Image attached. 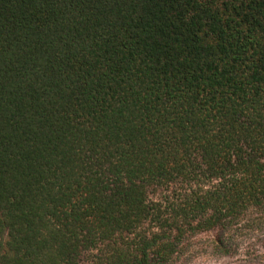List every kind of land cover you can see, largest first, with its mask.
Masks as SVG:
<instances>
[{"label": "trees", "instance_id": "obj_1", "mask_svg": "<svg viewBox=\"0 0 264 264\" xmlns=\"http://www.w3.org/2000/svg\"><path fill=\"white\" fill-rule=\"evenodd\" d=\"M263 225L264 0H0V264L233 256Z\"/></svg>", "mask_w": 264, "mask_h": 264}, {"label": "rangeland", "instance_id": "obj_2", "mask_svg": "<svg viewBox=\"0 0 264 264\" xmlns=\"http://www.w3.org/2000/svg\"><path fill=\"white\" fill-rule=\"evenodd\" d=\"M207 237H202L197 248L198 254L181 260L177 264H264V225L261 229L248 234L244 239L239 241L238 254L225 257H213L210 253H205Z\"/></svg>", "mask_w": 264, "mask_h": 264}]
</instances>
